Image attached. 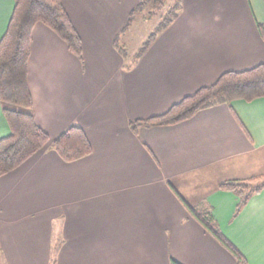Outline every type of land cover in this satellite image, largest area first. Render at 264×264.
<instances>
[{
    "label": "crops",
    "instance_id": "1",
    "mask_svg": "<svg viewBox=\"0 0 264 264\" xmlns=\"http://www.w3.org/2000/svg\"><path fill=\"white\" fill-rule=\"evenodd\" d=\"M143 1L61 0L83 62L48 27H34L28 84L51 144L0 178V264H237L181 200L209 211L247 264H264V189L237 215L239 194L219 189L264 177V99L137 134L129 126L225 73L264 65V0H182L179 17L127 60L116 42L126 49ZM14 7L0 0V41ZM72 125L93 153L65 163L51 145ZM9 134L0 104V139Z\"/></svg>",
    "mask_w": 264,
    "mask_h": 264
},
{
    "label": "trees",
    "instance_id": "2",
    "mask_svg": "<svg viewBox=\"0 0 264 264\" xmlns=\"http://www.w3.org/2000/svg\"><path fill=\"white\" fill-rule=\"evenodd\" d=\"M169 1H173V4L167 7ZM14 3L12 17L0 41V104L10 129L9 136L0 139V178L19 169L51 144L47 133L36 123L28 84L34 27L37 24L48 27L83 62L81 37L61 0H14ZM146 7H150L153 12L163 11V15L155 32L133 56L134 60L140 59L157 36L179 17L182 0H144L135 13ZM135 13L129 22H132ZM258 31L264 40V25H258ZM116 47L125 59L131 58L118 40ZM258 99H264V65L242 72L225 73L214 84L200 88L173 105L165 114L133 121L129 126L137 134L142 127H169L184 123L198 112L217 105L238 100L250 103ZM51 148L65 163L79 161L93 153L87 135L78 125H72L64 131L53 141ZM219 189L239 194L237 215L254 195L264 189V177L226 181L220 184ZM181 202L191 217L235 257L237 264H247L237 248L221 233L209 211L192 208L183 200ZM171 264L179 263L172 260Z\"/></svg>",
    "mask_w": 264,
    "mask_h": 264
},
{
    "label": "rangeland",
    "instance_id": "3",
    "mask_svg": "<svg viewBox=\"0 0 264 264\" xmlns=\"http://www.w3.org/2000/svg\"><path fill=\"white\" fill-rule=\"evenodd\" d=\"M146 8L144 11L142 10L136 19L133 20L131 29L129 32L127 31L126 38H124L127 39L124 46L128 50V54H134L130 51H137L138 48L142 47V45L148 40L149 36L155 32V29L160 22V17L163 15V11L153 12V10Z\"/></svg>",
    "mask_w": 264,
    "mask_h": 264
}]
</instances>
